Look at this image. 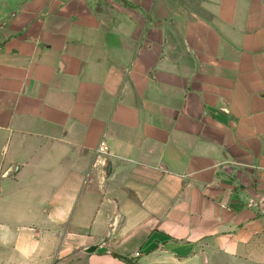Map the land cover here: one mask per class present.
Segmentation results:
<instances>
[{
    "label": "crops",
    "instance_id": "0c3cea01",
    "mask_svg": "<svg viewBox=\"0 0 264 264\" xmlns=\"http://www.w3.org/2000/svg\"><path fill=\"white\" fill-rule=\"evenodd\" d=\"M255 246L264 0H0V264Z\"/></svg>",
    "mask_w": 264,
    "mask_h": 264
},
{
    "label": "rangeland",
    "instance_id": "374dc122",
    "mask_svg": "<svg viewBox=\"0 0 264 264\" xmlns=\"http://www.w3.org/2000/svg\"><path fill=\"white\" fill-rule=\"evenodd\" d=\"M257 247H253L250 252L248 253V256L246 258V262H238L235 264H264V253L261 254V257L258 256L256 252ZM244 258V259H245ZM214 264H232L230 262L225 261L224 258H218L216 261H214Z\"/></svg>",
    "mask_w": 264,
    "mask_h": 264
},
{
    "label": "built area",
    "instance_id": "2783aa9c",
    "mask_svg": "<svg viewBox=\"0 0 264 264\" xmlns=\"http://www.w3.org/2000/svg\"><path fill=\"white\" fill-rule=\"evenodd\" d=\"M100 149L103 150V147H101ZM136 257H140V254H136Z\"/></svg>",
    "mask_w": 264,
    "mask_h": 264
},
{
    "label": "water",
    "instance_id": "95a60500",
    "mask_svg": "<svg viewBox=\"0 0 264 264\" xmlns=\"http://www.w3.org/2000/svg\"><path fill=\"white\" fill-rule=\"evenodd\" d=\"M93 251H95V248H92V249L89 250V252H93Z\"/></svg>",
    "mask_w": 264,
    "mask_h": 264
},
{
    "label": "trees",
    "instance_id": "16d2710c",
    "mask_svg": "<svg viewBox=\"0 0 264 264\" xmlns=\"http://www.w3.org/2000/svg\"><path fill=\"white\" fill-rule=\"evenodd\" d=\"M118 257H120V256H118ZM121 259H125V258H123V257H120Z\"/></svg>",
    "mask_w": 264,
    "mask_h": 264
}]
</instances>
